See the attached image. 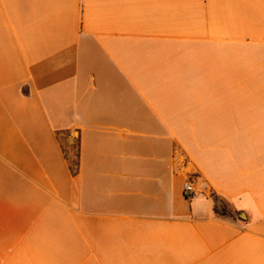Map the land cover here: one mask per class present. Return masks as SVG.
I'll use <instances>...</instances> for the list:
<instances>
[{"label":"crops","instance_id":"crops-1","mask_svg":"<svg viewBox=\"0 0 264 264\" xmlns=\"http://www.w3.org/2000/svg\"><path fill=\"white\" fill-rule=\"evenodd\" d=\"M0 264H264V0H0Z\"/></svg>","mask_w":264,"mask_h":264},{"label":"built area","instance_id":"built-area-1","mask_svg":"<svg viewBox=\"0 0 264 264\" xmlns=\"http://www.w3.org/2000/svg\"><path fill=\"white\" fill-rule=\"evenodd\" d=\"M173 169L177 176L184 178V195L188 199L194 198L199 192L198 174L191 167L190 160L182 149H177L173 159Z\"/></svg>","mask_w":264,"mask_h":264}]
</instances>
